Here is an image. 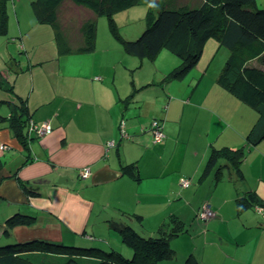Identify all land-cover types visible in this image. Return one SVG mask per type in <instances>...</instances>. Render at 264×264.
<instances>
[{
    "label": "crops",
    "instance_id": "obj_1",
    "mask_svg": "<svg viewBox=\"0 0 264 264\" xmlns=\"http://www.w3.org/2000/svg\"><path fill=\"white\" fill-rule=\"evenodd\" d=\"M6 3L8 29L13 21ZM11 8L18 54L5 45L0 97L22 101L29 128L50 126L23 146L0 119V219L17 210L36 216L14 226L13 236L60 240L83 231L88 239L87 230H103L109 237L108 218L151 232V219L158 228L174 214L181 220L171 238L175 252L191 253L200 264H264V210L255 213L236 203L253 190L264 204V138H248L258 113L217 81L221 68L209 69L213 57L201 54L196 69L163 81L179 57L166 47L152 57L128 53L123 44L129 36L121 33L118 16L104 15L106 31L99 34L96 25L90 51L59 53L52 26L37 21L31 0H11ZM57 10L61 32L74 49L82 43V21L98 23L103 16L71 0H62ZM253 62L264 67V59ZM10 71L16 74L13 83ZM11 107L0 112L8 116ZM153 119L163 131L160 142L152 141ZM238 148L244 155L241 177L230 168L218 174L216 164L207 162L214 149L225 157ZM81 167L88 176L79 175ZM59 175L64 183L55 182ZM186 178L188 186L181 184ZM205 201L216 214L202 221L196 214ZM133 213L142 215L139 225Z\"/></svg>",
    "mask_w": 264,
    "mask_h": 264
},
{
    "label": "trees",
    "instance_id": "obj_2",
    "mask_svg": "<svg viewBox=\"0 0 264 264\" xmlns=\"http://www.w3.org/2000/svg\"><path fill=\"white\" fill-rule=\"evenodd\" d=\"M3 1L0 0V33L6 28ZM61 1L31 0L35 18L52 26L59 53L90 51L94 45L95 19L82 21V43L72 48L59 26L57 5ZM71 1L87 7L96 15H106L111 19L115 12L141 0ZM144 1L156 7V14L135 38L124 40L126 51L142 58L154 56L162 47L168 48L180 59L179 64L163 76L162 80L168 81L187 74L198 62L206 40L216 38L227 49L217 81L257 111L256 130L250 132L249 140L256 142L264 138V67L253 62L254 59H264V6L258 7L255 0H194L191 3L189 0ZM0 103L10 107L13 104L8 116L0 113V119L7 120L17 140L25 146L28 139L37 136V133L27 124L28 116L23 111L22 101L14 103L9 98L0 97ZM30 129L34 130L33 134ZM243 156L241 148L225 157L214 149L207 162L215 165L218 159L225 158L229 168L237 177H241ZM215 171L220 174L218 168ZM260 202L253 190H246L236 198L239 209L262 204ZM141 216L133 213L130 218L139 225ZM35 217L17 210L0 219V264H200L195 255L187 253L181 257L171 245V238L180 231L181 226V220L174 214L156 231L146 233L129 221L108 218L107 228L119 234L118 242L116 238L112 239L114 235L105 241L97 240L98 243L86 242L95 236L87 232V239L83 231L76 239H16L12 228L28 225ZM166 223L169 225L167 228L164 226ZM123 250L127 253L123 254Z\"/></svg>",
    "mask_w": 264,
    "mask_h": 264
},
{
    "label": "rangeland",
    "instance_id": "obj_3",
    "mask_svg": "<svg viewBox=\"0 0 264 264\" xmlns=\"http://www.w3.org/2000/svg\"><path fill=\"white\" fill-rule=\"evenodd\" d=\"M193 1L194 0H189V3L193 2ZM255 3H256V5L258 7L264 6V0H255ZM6 5L8 6V12L12 10L11 11L12 12V20H10V21L11 22L13 21V22L10 23L8 29L6 27L5 30H4V32L0 33V62L2 63V66L3 65L8 66L7 64L4 63L5 60L2 59L3 54L6 53V51L4 50L6 44H8V47H10L11 52H15V55L16 56L18 54L17 53L18 46H17V43H16L17 41L16 40L15 41L11 40V38L19 37V35H18V33H19L18 32V26H15V24H13L15 22V16H14L13 9L11 8V0H7ZM150 5L152 6V4H150ZM132 6H133V8H129L130 10H126V8H125L123 10H120V11L115 12L114 15H113L114 18L116 16L119 17V27H120V31H121V33L126 34V36H129L127 38H135L139 34V32L145 26L148 25L147 22H148V18L150 17V11H151L152 14H154V13L156 14V10H154V9H151L150 10L148 8L147 3L144 4L142 1L136 3V4L132 5ZM129 14L131 15V17H130V19L129 18L127 19V17L129 16ZM101 21H104V23H105L104 24V27H103V25H101ZM96 25H97V32L99 34H102L103 32H105L106 31L105 25H107L106 16H104V15L103 16H99V22L96 23ZM137 27L140 28V29L136 31L137 33L135 32V34H132V32H134ZM201 54H202L203 58H206L208 55L213 57V62L211 63V66L212 67L209 68V69H212L213 67H215V69H217V68H221L222 69V67L224 65V61H225L226 55H227V49L223 45L219 44V42L217 41L216 38L212 37L206 43V46L205 45L203 46ZM200 58H201V56H200ZM196 68L197 67L195 65L193 68L190 69V71L192 69H196ZM7 71L9 72L8 69H7ZM15 75H16L15 72L12 71L11 72V78H10V82L11 83L14 82ZM6 108H7V105L6 104H0V109H1L0 111L1 112H2V110L4 112ZM254 206H252L253 208L250 207L252 209L251 211H253L255 213H261V211L254 210L255 209ZM1 214L2 213H1V209H0V218L2 216ZM148 224L151 225L149 227V228H152V229H149V230H152L151 232H153L155 229H157V226L158 225H155L154 224V221L152 219H151L150 222H148ZM164 226H165V228L169 227L168 223H166V225H164ZM101 231H103V230H101ZM101 231L99 232L97 230V231L92 232V231H88L87 230V232H91L95 237H93V239L86 240V242L96 243L97 240L99 242L100 241H105V239L108 238V235H106L105 233H102ZM146 232H148V231H144V233H146ZM110 233L111 234L112 233L114 234V236L112 237V239L116 238L117 239V242H118V240L120 238L119 234L117 232L113 231V230ZM103 245H105V244H103ZM106 246H108V245H106ZM180 246L181 247H184V242L180 243ZM122 252H123V254H126L127 253L125 250H123ZM178 253H179V255L181 257H183L184 254H185V251H179ZM170 263H172V261Z\"/></svg>",
    "mask_w": 264,
    "mask_h": 264
},
{
    "label": "built area",
    "instance_id": "obj_4",
    "mask_svg": "<svg viewBox=\"0 0 264 264\" xmlns=\"http://www.w3.org/2000/svg\"><path fill=\"white\" fill-rule=\"evenodd\" d=\"M32 128H34L35 132L37 134H42L45 131H49L50 130V126L49 125H32ZM149 129L152 131V141L153 142H160L163 138V131L161 130L159 121L157 119H153L151 120L150 124H149ZM5 145L2 144L1 148H4ZM78 173L81 177H86L89 175V169L87 167H81L80 169H78ZM190 179L186 178L181 180V184L184 186H188L190 184ZM255 210L257 211H263L264 210V204H257L254 206ZM215 211L210 207L209 203L207 201L202 202L200 204V207L197 211V218L201 219L202 221H206L208 219H211L215 216Z\"/></svg>",
    "mask_w": 264,
    "mask_h": 264
},
{
    "label": "water",
    "instance_id": "obj_5",
    "mask_svg": "<svg viewBox=\"0 0 264 264\" xmlns=\"http://www.w3.org/2000/svg\"><path fill=\"white\" fill-rule=\"evenodd\" d=\"M215 168L217 169H222V168H228L229 169V162H228V160L227 159H218L217 161H216V165H215ZM63 176L62 175H59L58 176V178L56 179V181L55 182H57V183H59V182H65L64 180H63Z\"/></svg>",
    "mask_w": 264,
    "mask_h": 264
}]
</instances>
